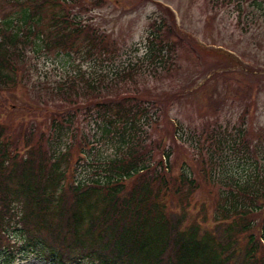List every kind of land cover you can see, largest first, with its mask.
Returning a JSON list of instances; mask_svg holds the SVG:
<instances>
[{"label":"trees","instance_id":"16d2710c","mask_svg":"<svg viewBox=\"0 0 264 264\" xmlns=\"http://www.w3.org/2000/svg\"><path fill=\"white\" fill-rule=\"evenodd\" d=\"M14 1L0 17V91L22 84L42 53L65 63L58 80L34 83L30 108L51 113L47 120L0 121V264L22 254L46 264H264V121L247 122L255 102L231 128L226 120L192 135L179 125L173 138L190 135L188 161L198 172L175 174L168 140L153 157L151 135L164 114L132 83L173 65L164 19L149 29L141 56L117 65L121 49L79 14L77 0ZM249 1L264 34V0ZM253 85L241 82L235 95ZM80 114L90 137L74 133ZM203 189L199 221L191 201Z\"/></svg>","mask_w":264,"mask_h":264},{"label":"rangeland","instance_id":"374dc122","mask_svg":"<svg viewBox=\"0 0 264 264\" xmlns=\"http://www.w3.org/2000/svg\"><path fill=\"white\" fill-rule=\"evenodd\" d=\"M77 1L82 8L74 4L73 12L76 11L75 7L78 8L82 17L92 18L100 29L107 31L116 41L121 49L117 65L141 56L149 29L152 25H160L161 17L165 21L163 27L170 28L168 35L162 36L170 44L173 65L168 63V70L132 81L138 89V99L152 103L160 116L164 114L159 119L160 127L151 135L154 161L161 155L157 143L161 144L162 139H166V146H170L172 152L171 171L177 174L187 168L197 175L195 164L188 161L195 154L190 148V135L186 134L181 141L173 138L179 125L192 135H198L205 129L211 131L218 126L223 128L226 120H230L231 128L240 123L246 104L253 101L255 104L248 109L247 122L253 128L259 120L264 121V111L259 103L264 101V34L259 26L260 19L257 20L260 12L251 5V1ZM14 2L0 0V17L16 8ZM135 48L139 49L137 53L132 51ZM42 54L36 59V69L28 73L22 84L10 91H0V121L9 126H16L21 119L29 118L38 122L45 118L30 108L38 94L34 83L38 81L43 86L46 78L58 80L64 73L62 65L65 59L55 54ZM239 70L241 73H236ZM241 82L254 85L238 97L234 91L238 90ZM39 94L46 98L43 90ZM55 104L60 106L59 103ZM68 109L69 104H65L60 112L69 116L72 109L67 113ZM50 115L47 113L45 119ZM77 118L79 124L74 133L90 137L91 124L85 120L84 114ZM74 124L76 127L77 119ZM207 146L208 143L205 144ZM101 149L106 155L113 154L104 145ZM70 152L77 157L75 148ZM208 193L203 189L192 196L191 212L199 221L202 218L199 214L201 203L209 196ZM205 214V218L210 219L212 212L207 210ZM32 256L22 254L12 264H46Z\"/></svg>","mask_w":264,"mask_h":264}]
</instances>
